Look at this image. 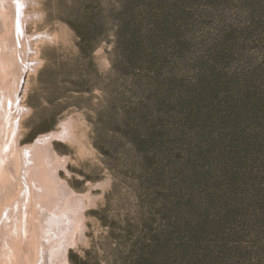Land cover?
<instances>
[{
    "label": "rangeland",
    "instance_id": "374dc122",
    "mask_svg": "<svg viewBox=\"0 0 264 264\" xmlns=\"http://www.w3.org/2000/svg\"><path fill=\"white\" fill-rule=\"evenodd\" d=\"M149 6L142 23L134 0L25 8V33L48 37L32 44L18 145L70 123L57 175L88 195L69 264H264V156L232 149L249 133L241 98L225 96L226 83L264 81V0ZM148 31L156 60L132 66L127 36Z\"/></svg>",
    "mask_w": 264,
    "mask_h": 264
},
{
    "label": "bare ground",
    "instance_id": "6f19581e",
    "mask_svg": "<svg viewBox=\"0 0 264 264\" xmlns=\"http://www.w3.org/2000/svg\"><path fill=\"white\" fill-rule=\"evenodd\" d=\"M31 1L0 0V264H69L67 249L84 229L88 195L59 179L63 164L53 145L76 143L72 126L61 122L18 145L23 78L37 65L33 41L46 36L25 33Z\"/></svg>",
    "mask_w": 264,
    "mask_h": 264
},
{
    "label": "trees",
    "instance_id": "16d2710c",
    "mask_svg": "<svg viewBox=\"0 0 264 264\" xmlns=\"http://www.w3.org/2000/svg\"><path fill=\"white\" fill-rule=\"evenodd\" d=\"M140 1L143 0H134V5L136 10L140 11L143 14V18H141V22H140L142 23L143 20L149 17L148 12L151 10L149 3H151V1L153 2V0H145V2L147 1L148 2L139 6ZM136 39L138 38H134L133 41H136ZM126 41L129 43V45L132 48L131 51L128 53L129 56H131L130 61L132 66L134 64L140 65L141 63L147 64L150 62L151 63L155 62L156 58L152 54L155 37L151 34L150 31L146 33V41L143 40L141 41V43L135 44V46L134 44H132V40L130 39L129 36H127ZM249 82L250 80L244 79L241 81H237L235 84L226 83L227 86H230L227 89L225 88V91L228 93V94L225 93L226 98L228 99L231 97L233 101L237 100L238 97L241 98L239 101L235 102V104H238L239 108L238 109L234 108L232 110L238 111V114L244 115L245 121L243 120V123L245 124V130H247L249 133L248 135H246V140H244V138L242 137V139L238 143V140L233 139L231 140V144H232V149L234 150L238 149L250 158H252L250 156L252 152H257L259 157L262 158V154L264 156V152H263L264 138L259 134L254 135L252 128L257 127L260 129V131L264 130V81H261L258 83V85H254V86L251 85L249 86ZM215 84L219 90L220 84L219 83H215ZM231 94L234 95L231 96ZM244 104H246L245 112L244 109L241 110V108L244 107ZM152 114H153V118H152L153 120H156V118L159 120L162 115L159 109L153 111ZM256 148H258L259 151H257ZM151 160L153 159L151 158Z\"/></svg>",
    "mask_w": 264,
    "mask_h": 264
}]
</instances>
